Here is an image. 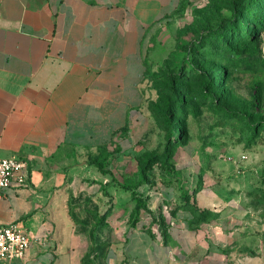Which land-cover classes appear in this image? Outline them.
<instances>
[{"label": "crops", "instance_id": "obj_1", "mask_svg": "<svg viewBox=\"0 0 264 264\" xmlns=\"http://www.w3.org/2000/svg\"><path fill=\"white\" fill-rule=\"evenodd\" d=\"M123 1L0 0V159L30 164L29 185L0 199V222L21 220L31 237L24 259L0 264H253L242 199L158 190L146 210L97 166L123 145L140 94L143 21ZM95 212L105 220L92 238Z\"/></svg>", "mask_w": 264, "mask_h": 264}, {"label": "rangeland", "instance_id": "obj_2", "mask_svg": "<svg viewBox=\"0 0 264 264\" xmlns=\"http://www.w3.org/2000/svg\"><path fill=\"white\" fill-rule=\"evenodd\" d=\"M123 2L143 21L140 94L117 134L124 146L97 166L146 210L158 190L217 187L242 199L253 228L241 246L264 264V0ZM94 219L92 238L105 220Z\"/></svg>", "mask_w": 264, "mask_h": 264}, {"label": "built area", "instance_id": "obj_3", "mask_svg": "<svg viewBox=\"0 0 264 264\" xmlns=\"http://www.w3.org/2000/svg\"><path fill=\"white\" fill-rule=\"evenodd\" d=\"M30 182V164L16 156L0 159V199L12 188L26 187ZM31 245L24 223L21 220L5 224L0 222V260L24 259Z\"/></svg>", "mask_w": 264, "mask_h": 264}, {"label": "trees", "instance_id": "obj_4", "mask_svg": "<svg viewBox=\"0 0 264 264\" xmlns=\"http://www.w3.org/2000/svg\"><path fill=\"white\" fill-rule=\"evenodd\" d=\"M247 27H248V26H247ZM209 96H211V94H210ZM134 191H135V189H134ZM144 204H145V203H144ZM144 204H142V200H139L138 203H137V206H138L139 208H141V207H143ZM103 246H104V245H102V247H103ZM97 248H98V246H93L92 249L89 251V253L86 255V258H89V256L91 255V253L95 252V251L97 250Z\"/></svg>", "mask_w": 264, "mask_h": 264}]
</instances>
